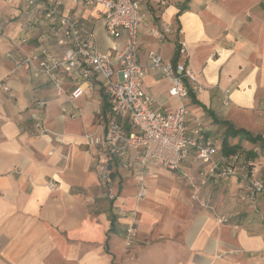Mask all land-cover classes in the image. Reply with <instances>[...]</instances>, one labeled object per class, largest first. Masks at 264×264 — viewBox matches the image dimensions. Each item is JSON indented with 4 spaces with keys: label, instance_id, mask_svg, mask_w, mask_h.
Returning a JSON list of instances; mask_svg holds the SVG:
<instances>
[{
    "label": "crops",
    "instance_id": "1",
    "mask_svg": "<svg viewBox=\"0 0 264 264\" xmlns=\"http://www.w3.org/2000/svg\"><path fill=\"white\" fill-rule=\"evenodd\" d=\"M61 1V14L91 21L99 51L121 46V40L108 37L100 6L86 9L80 0ZM237 5L235 0L140 1L145 17L135 62L144 70L142 89L151 97V109L168 113L177 104L168 95L169 81L148 68L153 51L164 62H184L192 71L202 90L187 102L188 124H199L214 142L219 162L235 156L243 170L207 184L199 195L211 206L205 209L190 201L180 174L197 176L201 165L192 154L178 173L146 165L149 195L137 211L138 235L128 251L122 215L134 207L138 153L128 149L112 164L108 190L83 137L101 133L97 119L109 108L103 82L91 79L86 95L73 103L74 112L66 95L69 83L57 95L47 80L12 72L7 53L45 47L59 55L61 49L43 38L40 14L26 10L20 0H0V82L10 88L0 90V264H264V194L255 211L239 201L250 170L264 181V147L227 128L264 143V24L245 23ZM259 7L264 10V1ZM164 28L169 32L160 41L157 34ZM37 110L44 136L32 133L31 114ZM122 122L130 130L127 117ZM235 148L236 153L225 152Z\"/></svg>",
    "mask_w": 264,
    "mask_h": 264
},
{
    "label": "built area",
    "instance_id": "2",
    "mask_svg": "<svg viewBox=\"0 0 264 264\" xmlns=\"http://www.w3.org/2000/svg\"><path fill=\"white\" fill-rule=\"evenodd\" d=\"M140 1L80 0L81 6L86 9L100 6L108 37L121 40L120 47L99 51L94 44L91 21L61 14V0H21L26 10L41 15L43 38L60 48L61 53L54 55L47 48L39 47L33 52L20 51L18 56L7 53L5 57L12 61V72L25 71L35 79L47 80L57 95L64 93L62 84L69 83L71 87L66 95L74 112L77 107L73 103L86 95L91 79L97 77L103 82L109 108L105 115H99L97 119L101 133L83 135L85 144L93 149L95 170L101 181H109L110 165L114 160L125 156L128 149L136 150L140 169L136 174V198L141 200L146 195L143 172L146 165L178 173L181 163L192 154L201 165L197 176L180 174L190 188L191 198L203 206L205 201H199V195L211 180L235 176L238 169H243L236 163L235 156L228 163L219 162L214 142L204 136L199 124H188L187 102L191 95L202 90L192 71L184 62H164L153 51L147 56L148 68L169 81L168 95L177 104L168 113L151 109V97L142 89L144 70L135 62L138 29L145 17ZM168 32V28H164L162 35L157 34L158 39L163 41L164 34ZM3 35L0 28V38ZM179 54H185L182 43H179ZM0 90L9 92L10 88L0 82ZM43 106L42 102L37 104L40 109ZM124 117L129 121L130 130L122 122ZM31 120L33 135L44 136L46 129L42 112L34 111ZM121 166L129 168L125 162ZM245 180L239 201L242 206L255 211L258 196L264 194V181L254 177V170L249 171ZM220 220L223 221V218ZM125 232L124 246L128 248L137 234L133 221L127 225Z\"/></svg>",
    "mask_w": 264,
    "mask_h": 264
},
{
    "label": "rangeland",
    "instance_id": "3",
    "mask_svg": "<svg viewBox=\"0 0 264 264\" xmlns=\"http://www.w3.org/2000/svg\"><path fill=\"white\" fill-rule=\"evenodd\" d=\"M214 1H216V0H214ZM235 1H237V4H238L237 5V13L239 14L241 12V14L243 15V17H241V18L243 19V21L245 23H248V24L256 23L258 25L264 24V10L259 7V3H261L264 0H235ZM2 38H4V37H1L0 40ZM113 163H116L115 165H117V160H114ZM113 163H111V165H110L111 171L113 170V165H112ZM112 173H113V171L110 174L109 181L105 182L107 187H108L107 188L108 190H110L112 188V182H111ZM136 182H137V179H136ZM184 182L186 183L185 180H184ZM145 186H146V195H145V197L143 199H141V200H138L136 198V193L137 192L135 191L136 193L134 195V207L132 208L131 211H125L123 213V215H122L127 220L126 225H125L126 227H127V225L130 222L133 221L135 223V225H136V230H137V223H136L137 222V211L140 208V206H142V204L146 201V199H147V197L149 195V186H148L147 179H145ZM137 189H138V186H137ZM190 201L191 202H196L202 208H205V209H209L211 207L207 203V201H205L203 206H202L197 200H193L191 198V192H190ZM126 227H125V229H126ZM125 233L126 232L124 230V238H125ZM137 235H138V230H137L136 237H137ZM135 239L133 240V243H132L131 247H128V248L124 247V248L127 249L128 251H130L133 248L132 246H133V244L135 242Z\"/></svg>",
    "mask_w": 264,
    "mask_h": 264
},
{
    "label": "trees",
    "instance_id": "4",
    "mask_svg": "<svg viewBox=\"0 0 264 264\" xmlns=\"http://www.w3.org/2000/svg\"><path fill=\"white\" fill-rule=\"evenodd\" d=\"M192 97V95H191ZM228 133H230L231 135L233 136H237V135H241L243 136L244 138H246L248 141L250 142H260L262 144V146L264 147V143L262 142V139L260 137H252L248 132L244 131V130H237V129H234L232 126H228ZM236 150H238L237 148L235 149H232V151H228L226 150L225 152H235ZM236 153V152H235Z\"/></svg>",
    "mask_w": 264,
    "mask_h": 264
}]
</instances>
